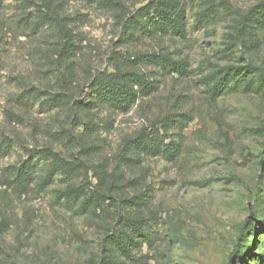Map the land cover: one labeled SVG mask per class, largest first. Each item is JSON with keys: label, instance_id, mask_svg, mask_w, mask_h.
<instances>
[{"label": "rangeland", "instance_id": "obj_1", "mask_svg": "<svg viewBox=\"0 0 264 264\" xmlns=\"http://www.w3.org/2000/svg\"><path fill=\"white\" fill-rule=\"evenodd\" d=\"M168 1L177 32L135 22L151 0H50L69 54L57 26L28 30L41 0H0V264H264V0ZM115 71L152 91L124 112L91 103ZM142 133L164 148L134 151ZM45 149L69 169L47 178ZM80 186L97 206L62 197Z\"/></svg>", "mask_w": 264, "mask_h": 264}, {"label": "trees", "instance_id": "obj_2", "mask_svg": "<svg viewBox=\"0 0 264 264\" xmlns=\"http://www.w3.org/2000/svg\"><path fill=\"white\" fill-rule=\"evenodd\" d=\"M43 3V8L45 12L39 10V14L36 18H27V28L31 33L35 34L40 29L45 26H57L64 38L63 48L69 49V54L73 49L72 45V34L70 28L67 27L66 20L58 16L50 7V0H41ZM174 5L168 0H151L150 4L146 8H142L139 12V17L136 18L135 22L139 20H144V28L153 27L155 30L166 31L167 28H172L173 31L177 32L179 29V21L177 15L174 11ZM250 12L243 18L245 20L249 17ZM167 65L173 66V70L178 72L182 70L181 67L176 65V63L168 61ZM165 64V65H166ZM164 65V66H165ZM153 85L144 79L143 76L134 73H126L115 71L113 73H101L95 75L92 79L89 90L93 94V102L95 105L100 103L101 105H108L120 111H127L137 100L139 94L146 96L150 91H152ZM59 98L57 102L59 105L67 103V100L63 96H55ZM56 101V99H53ZM82 106H87V102H80ZM73 105H75L73 103ZM157 134V133H156ZM134 151L137 153H159L164 146L159 142L157 135L153 133L139 135L134 142ZM9 144H7L4 139L0 140V151L1 153L9 150ZM40 154L45 157V160L50 161L47 169V178L55 175L58 171L64 169H69L68 163H66L58 154L54 153L50 149H45L40 151ZM29 160L24 161L19 167L12 171L13 180L9 182V186L17 190L18 192H25L30 184L34 181V171H33V161L37 158V155L30 154ZM84 189L82 186L70 188L65 192L61 193L65 200L70 199H83V204L87 207L97 206V192L89 191ZM124 233H118L116 236V249L122 251V254L127 252L128 239L123 237ZM239 244H236L234 251L231 253L230 258L236 257L238 252ZM100 264H119L117 262H112L108 258L102 260Z\"/></svg>", "mask_w": 264, "mask_h": 264}]
</instances>
